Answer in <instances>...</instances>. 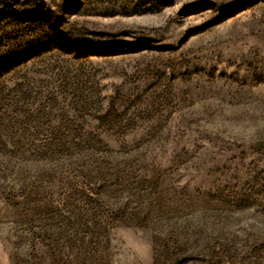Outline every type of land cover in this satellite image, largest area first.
<instances>
[{"label":"rangeland","instance_id":"374dc122","mask_svg":"<svg viewBox=\"0 0 264 264\" xmlns=\"http://www.w3.org/2000/svg\"><path fill=\"white\" fill-rule=\"evenodd\" d=\"M0 264H264V0H0Z\"/></svg>","mask_w":264,"mask_h":264}]
</instances>
